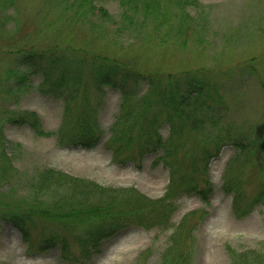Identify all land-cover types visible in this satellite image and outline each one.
I'll return each instance as SVG.
<instances>
[{
    "label": "rangeland",
    "instance_id": "obj_1",
    "mask_svg": "<svg viewBox=\"0 0 264 264\" xmlns=\"http://www.w3.org/2000/svg\"><path fill=\"white\" fill-rule=\"evenodd\" d=\"M198 2L183 13L175 0H168V4H162V9L171 14V20L157 26L149 18L140 26L144 19L141 12L129 32L119 31L122 27L119 2L107 0L101 4L114 20L104 22L98 17L92 18L95 27L103 30L96 35L87 24L57 21L69 13L59 0H0V264H160L173 228L193 211L198 212V216L191 217L196 227L190 238L189 247L193 252L190 264H233V253L250 250L264 253V206L238 219L232 213V195L222 188L228 165L239 155V150L232 145L225 146L210 163L209 176L214 191L208 203L197 194L172 196L168 202H175L177 208L167 228L127 221L113 231L104 230L107 236L92 251L88 261H75L82 250L75 238L76 233L83 232L80 224L77 231L69 225L66 230L58 224L48 226L49 231L54 230L68 240L70 259H65L60 244L49 249L36 245L30 248L23 231L10 219L2 218L6 212L25 214L27 207L40 208L53 200L48 192L36 195L34 187L37 186L33 182L43 169L51 168L92 181L108 192L133 190L151 199L162 197L170 184L169 169L153 165L155 155L145 156L140 166L112 162L108 141L110 128L120 110L122 93L119 88L106 87L100 92L97 122L103 136L92 149L61 147L55 135L40 136L26 123L7 121L10 115L35 111L45 131L55 132L63 118V102L39 91L40 75L30 79L24 93L19 97L15 95V77L10 76L25 72L21 63L27 50L41 52L59 47L60 41L63 47L69 45L85 51L71 54L73 57L100 54L127 63L139 62L136 65L146 73L170 71L178 74L204 67L223 84L229 105L226 120L239 129L252 126L264 131V0ZM182 24V39L172 36L167 43L161 41L163 32L171 29L178 34ZM180 40L183 47L178 43ZM145 90L143 83L140 92ZM72 106L79 109L77 104ZM163 134L168 136V131L164 129ZM262 136L264 141V134ZM9 161L11 169L3 173L2 163ZM262 163L264 147L253 159V167L243 172V176L249 177L250 191L258 184L254 166ZM101 220L108 223L104 229L115 221ZM99 224L93 221L95 227ZM26 227L35 240H40L45 233L42 220Z\"/></svg>",
    "mask_w": 264,
    "mask_h": 264
},
{
    "label": "trees",
    "instance_id": "obj_2",
    "mask_svg": "<svg viewBox=\"0 0 264 264\" xmlns=\"http://www.w3.org/2000/svg\"><path fill=\"white\" fill-rule=\"evenodd\" d=\"M105 1L59 0L69 13L57 21L87 24L99 35L103 30L95 27L92 18L98 17L104 22L114 20L101 4ZM117 1L122 9V27L119 31L132 32L130 26L135 24L141 12L147 19H142L140 26L148 22L149 18L157 26L172 19L171 14L162 9V4H168V0ZM198 3V0H175L183 13L186 8ZM180 26L178 34L177 30L173 32L171 29L163 32L161 41L167 43L172 36L176 39L181 36L182 39L183 24ZM178 43L183 47L181 40ZM57 44L59 47H50L41 52L27 50L21 63L25 66V72L12 73L10 78L15 77L14 93L19 97L28 89V82L33 76L42 77L39 91L64 104L58 129L55 132L45 131L39 114L30 110L10 115L6 120L26 123L40 136L55 135L61 147L92 149L103 136V130L97 122L101 107L100 92L105 91L106 87L119 88L122 93L120 110L110 128L108 141L112 162L140 166L145 156L155 155L153 165H163L169 169L170 184L162 197L151 199L133 190L108 192L92 181L51 168L43 169L38 173L37 181L33 182L37 186L34 187L36 195L48 192L53 200L40 208L31 205L24 210L25 214H2L3 219H10L23 231L30 248L36 245L49 249L60 244L63 257L70 259L68 240L54 230L49 231L48 226L58 224L66 230V225H69L77 231L80 224L83 232L76 233L75 238L82 250L75 261H88L92 251L107 236L105 231H113L127 221L146 227L160 225L167 228L177 208L175 202H168L172 196L179 198L185 194H197L206 203L209 202L214 191L209 176L210 163L227 145L239 150V155L226 169L222 186L226 194L232 195L233 215L243 219L257 207L264 206V163L254 166L258 182L254 191L249 190V177L243 176L249 166L253 167V159L264 147V131L252 126L245 130L239 129L226 120L225 112L229 105L223 84L216 76L204 67L178 74L170 71L146 73L136 65L139 62L127 63L100 54L73 57L71 54L85 51L73 49L69 45L63 47L60 41ZM143 83L146 84V90L141 93L140 85ZM73 104H77L79 109H74ZM164 129L168 131V136L163 134ZM2 165L3 173L10 171V161ZM192 216H198V212H189L173 228L169 247L162 253L160 264L192 262L193 252L189 245L192 230L196 227ZM101 219L115 221L104 229L108 223ZM38 220L44 222L45 233L40 240H35L26 226H35ZM95 220L100 223L96 227L93 225ZM232 256L233 264H264V253L257 250L233 253Z\"/></svg>",
    "mask_w": 264,
    "mask_h": 264
}]
</instances>
